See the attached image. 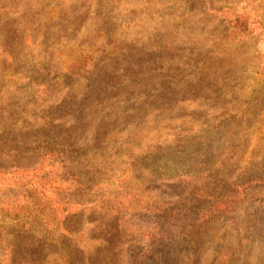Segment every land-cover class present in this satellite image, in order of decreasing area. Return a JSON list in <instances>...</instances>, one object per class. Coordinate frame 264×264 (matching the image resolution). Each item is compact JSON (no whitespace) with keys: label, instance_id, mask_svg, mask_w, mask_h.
Listing matches in <instances>:
<instances>
[{"label":"rangeland","instance_id":"1","mask_svg":"<svg viewBox=\"0 0 264 264\" xmlns=\"http://www.w3.org/2000/svg\"><path fill=\"white\" fill-rule=\"evenodd\" d=\"M30 179L77 264H264V0H0V189Z\"/></svg>","mask_w":264,"mask_h":264},{"label":"trees","instance_id":"2","mask_svg":"<svg viewBox=\"0 0 264 264\" xmlns=\"http://www.w3.org/2000/svg\"><path fill=\"white\" fill-rule=\"evenodd\" d=\"M243 15H235L234 23H243ZM99 51H93L82 60L70 63V71L82 72L99 59ZM93 68V67H92ZM1 186L0 189V264H77L80 254H88L86 246L74 231L72 219L76 213H67L58 204L56 193L32 179ZM222 204H217L215 209ZM66 213V215H65ZM207 224V222H202ZM199 236L191 242L201 246ZM86 248V249H85ZM159 251L151 254L154 264H164L165 257ZM148 254L134 256V264L147 261ZM146 263V262H145Z\"/></svg>","mask_w":264,"mask_h":264}]
</instances>
